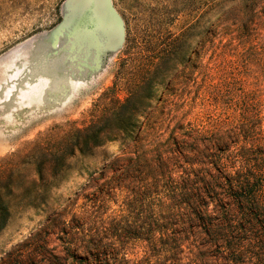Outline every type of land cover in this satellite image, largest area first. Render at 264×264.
Wrapping results in <instances>:
<instances>
[{
    "label": "rangeland",
    "instance_id": "1",
    "mask_svg": "<svg viewBox=\"0 0 264 264\" xmlns=\"http://www.w3.org/2000/svg\"><path fill=\"white\" fill-rule=\"evenodd\" d=\"M129 7V18L137 23L139 9ZM184 28L180 20L168 32L176 36ZM221 30L220 25L211 28L186 68L166 78L162 96L163 88L156 85L160 106L146 109L140 121L159 124L174 116L202 130L196 121L201 66H208L210 82L220 87L204 107L203 126L226 120L227 114L264 120V31L250 45L218 54L214 46L220 36L213 40V34ZM124 37L118 0H0V160H16L37 144L53 146L77 129L107 126L142 82L139 75L117 78L122 62L132 56L126 55ZM146 133L147 128L141 138ZM106 135L110 139L85 167L71 161L47 203L13 215L0 234V264H151V256L164 251L149 241L150 234L165 229L164 217L152 219L147 204L126 200L125 190L88 207L93 195L108 191L127 168L116 161L118 132ZM203 246L200 239H190L173 254L181 264H228L214 251V258L205 256Z\"/></svg>",
    "mask_w": 264,
    "mask_h": 264
},
{
    "label": "trees",
    "instance_id": "2",
    "mask_svg": "<svg viewBox=\"0 0 264 264\" xmlns=\"http://www.w3.org/2000/svg\"><path fill=\"white\" fill-rule=\"evenodd\" d=\"M118 1L124 49L132 56L122 62L117 78L139 75L141 84L107 126L77 129L53 146L37 144L16 160H0V234L15 213L47 203L71 161L79 163V169L85 167L83 163L110 139L106 133L115 130V144L121 150L116 161L127 168L108 191L100 189L93 195L91 210L122 189L126 200L145 202L152 219L161 214L166 227L158 235L150 234L149 241L153 246L159 243L164 251L152 255V263L181 264L173 252L181 251L190 239H200L207 257L214 258V251L228 264H264V120H235L227 114L226 120L204 122L212 124V130L203 126L204 107L211 105L220 87L210 82L208 66H201L202 104L196 121L202 130L174 116L159 124L140 121L146 109L160 106L156 85L163 88L162 96L166 78L186 68L211 28H222L213 34V40L220 36L214 46L218 54L259 39L264 31V0ZM131 3L139 9L137 23L127 13ZM180 20L185 24L182 32L169 34L168 28ZM146 128L148 133L141 138ZM31 169L36 177H31ZM168 225L173 228L167 229Z\"/></svg>",
    "mask_w": 264,
    "mask_h": 264
},
{
    "label": "bare ground",
    "instance_id": "3",
    "mask_svg": "<svg viewBox=\"0 0 264 264\" xmlns=\"http://www.w3.org/2000/svg\"><path fill=\"white\" fill-rule=\"evenodd\" d=\"M160 87H161V85H160ZM115 147H114V150L116 151V152H118L119 151V147H118V145L117 144H115L114 145ZM118 155L117 156H119L120 154H119V152L117 153Z\"/></svg>",
    "mask_w": 264,
    "mask_h": 264
}]
</instances>
